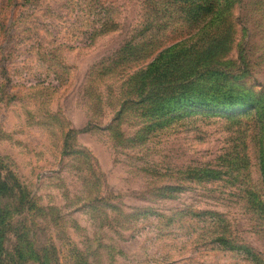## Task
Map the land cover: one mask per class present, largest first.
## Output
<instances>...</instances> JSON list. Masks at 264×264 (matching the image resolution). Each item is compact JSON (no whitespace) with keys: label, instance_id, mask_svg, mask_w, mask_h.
<instances>
[{"label":"rangeland","instance_id":"1","mask_svg":"<svg viewBox=\"0 0 264 264\" xmlns=\"http://www.w3.org/2000/svg\"><path fill=\"white\" fill-rule=\"evenodd\" d=\"M261 139L264 0H0V264H264Z\"/></svg>","mask_w":264,"mask_h":264},{"label":"trees","instance_id":"2","mask_svg":"<svg viewBox=\"0 0 264 264\" xmlns=\"http://www.w3.org/2000/svg\"><path fill=\"white\" fill-rule=\"evenodd\" d=\"M263 144H264V140L261 139V141H259V145H258V146H259L260 148H264V145H263ZM263 162H264V160L262 159V163H263ZM261 165H262V164H261Z\"/></svg>","mask_w":264,"mask_h":264}]
</instances>
